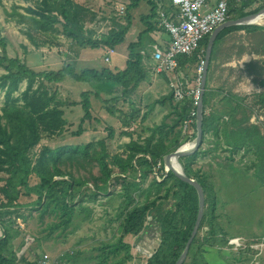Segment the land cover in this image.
Wrapping results in <instances>:
<instances>
[{"label": "trees", "instance_id": "trees-1", "mask_svg": "<svg viewBox=\"0 0 264 264\" xmlns=\"http://www.w3.org/2000/svg\"><path fill=\"white\" fill-rule=\"evenodd\" d=\"M36 5L28 6L27 11L16 12L15 20L25 24L23 29L31 38L32 30L42 33L55 31L56 25L60 24L62 32L76 45L80 47L99 48L105 46L114 48L124 41L126 32L131 23L132 17L125 14V23L114 22V26L107 33L95 37L92 30L84 29L83 19L88 9L77 3L75 0H35ZM258 0H230V17L238 18L250 13L257 12L264 6V0H259V5L252 7ZM139 0H133L130 7L138 4ZM152 5V13L145 18L153 17L156 5L153 0H148ZM143 18V17H142ZM245 30L256 40V49L264 57V25L259 24H239L223 28L216 37L211 52V61L217 58L220 52L221 42L227 35L234 31ZM147 30L140 32L136 41L128 45V56L123 69L120 68H85L77 72L75 65L64 63L60 69H47L37 71L30 67L19 57H12L7 51V39L0 32V66L5 72L0 75V88L5 91L4 105L0 113V172L6 175L2 177L4 183L0 187L3 201L0 202V226L3 229V236L0 237V264H19L16 250L13 246L19 233L14 228L16 218L13 215L24 207L19 202L22 193H35L37 198L34 201L36 209L41 214H54L57 221L50 223L49 232L58 229H65L70 224L75 206V199L82 191V187L87 185L86 180L74 176L71 172H66L60 167V160L64 152L69 150L75 152L78 147L51 148L43 146L41 150L32 154L34 147L40 142L44 134L53 135L60 132L67 123L65 118L63 101L57 97V91L51 90L50 83H59L70 77L76 81L95 82V90H85L81 92V99L73 101V104H81L84 110L83 120L92 117V96L102 99L105 102L106 110L117 116L127 127L133 121L140 118V110L133 108L131 111H124L116 106L120 96L116 95L115 88L121 89V96L125 99L131 95L137 87L146 79L147 70L144 64L143 36ZM210 34L206 35L200 42V48H207ZM245 47L241 45L238 53L242 55ZM197 52L192 56H181V64H198ZM150 56V55H148ZM205 57V55H204ZM187 62V63H186ZM254 67L249 63L248 67ZM182 67V66H181ZM26 81V87L18 95H14L20 89L21 82ZM264 85V75L262 79ZM209 93V94H208ZM107 94V95H106ZM210 91L205 88L203 96V140L205 133H220L232 145L231 149L246 148L255 146L258 161L256 163V174L264 178V141L260 146L258 125L244 124L242 120H236L238 107H243L240 102L234 106L230 112L229 122L221 121L217 112H207L209 107ZM208 95V97H207ZM259 101L264 105V92L260 93ZM171 104V111L163 117L161 123L153 126H146L143 131H148L143 139L131 138L125 143L126 155H114L112 162L119 168L116 174L109 166L106 159L105 147L100 149L98 154L99 164L102 174L97 178L101 184L95 181L94 188L98 193L108 191L109 185L119 183L122 185L121 195H123V219L120 223V235L115 241L105 242L98 245L96 261L93 264H126L132 260L131 244L126 242V235H138L147 226L148 217L156 222L161 232V241L155 252L146 259L145 264H174L183 251L195 224L198 214V193L194 185L182 180L172 170L165 171L164 156L182 145L183 120L188 116L190 109L194 106L190 98L180 102H173L171 92L157 98L153 103L148 104V109L142 114L140 121L143 122L150 114L155 104ZM133 107H135L133 105ZM171 117L170 121L167 118ZM195 132L192 140L196 136V121L193 123ZM81 126L77 134H81ZM257 136V140L255 139ZM264 138V137H263ZM104 146V141H100ZM89 143L85 150L92 146ZM206 153L201 147L194 153L181 156L179 158L185 172L192 178L198 180L205 194V209L199 227L202 230L206 227L204 241H218V234L223 230L219 225L217 211V194L213 182L209 178L207 171L201 167H194L199 154ZM133 171L136 176L130 177L127 174ZM136 171V172H135ZM154 171L162 177L153 176L146 188V200L142 203L136 202L134 192H137L150 174ZM35 174L39 182L34 185L29 184L30 177ZM59 177V178H58ZM154 193L152 197L149 195ZM78 198V197H77ZM80 200V199H79ZM172 200L170 206L166 205ZM165 203V204H164ZM165 205V206H163ZM226 242V240H223ZM200 244L199 231L194 237L188 254L194 246ZM201 244L196 248L192 264L198 263ZM198 252V254H197ZM21 264H33L28 261ZM182 264H188L185 260Z\"/></svg>", "mask_w": 264, "mask_h": 264}, {"label": "rangeland", "instance_id": "rangeland-1", "mask_svg": "<svg viewBox=\"0 0 264 264\" xmlns=\"http://www.w3.org/2000/svg\"><path fill=\"white\" fill-rule=\"evenodd\" d=\"M75 1L88 9L83 19L84 29L92 30L96 34L95 37H99L111 29L113 22L110 21L108 15L113 13L117 17L120 13L117 5L119 0ZM123 1L125 2L123 5L127 6V10H129L133 0ZM34 5H36L35 0H0V32L7 39V51L10 56L21 58L37 71L57 70L68 62L75 65L77 72L85 68L115 69L121 64H126L128 44L133 41V34H128L126 39L115 47V52L110 54L109 61L105 60L108 47H80L62 32L60 24L56 25L55 31L49 33L33 29L31 31L33 37L30 38L23 30L26 27L25 24L17 22L14 17L17 16L16 12L24 13L28 6ZM257 5H259V0L252 7ZM211 7L207 3V7L204 6L202 12ZM139 8L142 10L141 13L148 10L145 0L140 3ZM133 12L140 16L135 8ZM119 15H121V20L126 16L125 13ZM255 43L254 37L245 30L234 31L227 35L221 42L219 56L211 61L206 85L207 90L211 92L208 106L219 107V115L224 112L228 114V119L223 117L224 114L221 115V121L229 122L231 110L237 108L229 106L240 102L243 107H238L235 118L236 120L248 118L246 121L242 120L244 124L260 127L259 141L262 146L264 141V105L259 101V95L264 92L262 84L264 57L254 49ZM241 45L246 48L242 55L238 53ZM146 58L147 64L150 65V57ZM249 63L251 65L253 63L254 67H248ZM146 67H150L149 70L154 72L151 65ZM192 68L189 72L192 76H188L190 81H194L198 76V64L192 65ZM4 72L5 69L0 66V75ZM94 83L76 81L67 77L62 82L48 84L51 90L57 91V97L63 101L62 108L67 123L58 133L44 134L34 147L32 154L38 153L43 146L51 148L78 147L75 152L65 151L59 164L62 170L86 180L87 185L82 187V191L74 201V213L68 227L55 230L52 233L49 232V225L57 221V217L51 213H45L41 217L34 204L37 195L35 193L27 195L25 189L21 188L19 202L24 207L13 215L15 218L20 215L14 224L19 235L13 243L17 259L20 262L25 260L37 264L41 256L47 253L52 259H57L55 264H93L97 259V253H99L98 245L115 241L121 233L120 223L123 219L124 197L121 195L122 185L113 183L109 185L107 192L96 193L95 181L98 184L102 183L100 179H97L102 174L97 153L105 147L108 164L116 174L119 172V168L112 162L114 155H126L125 143L131 138L143 139L148 131H143L145 128L139 120L133 121L131 126L126 127L117 116L106 110L105 102L95 96L91 98L92 117L83 120L82 105L72 102H79L82 91L95 90ZM26 84V81L21 82L20 89L14 95H18L24 90ZM162 85L164 87L157 92L138 96L140 100H134L135 104H139L137 107H146L147 104L153 103L157 98L170 92L168 80L167 83L162 81ZM115 92L120 96L116 106L126 112L130 111L129 107H133V104L129 103L128 98L124 99L121 96L119 87L115 88ZM4 100L5 91L0 88V113ZM154 107H171V104L168 102L164 105L158 103ZM169 109L171 111V108H168V111ZM162 118H158L157 121L161 123ZM170 119L171 117H168L167 121ZM80 126L81 134H77ZM182 126V132L187 131L184 125ZM182 137L186 139L184 133ZM205 138L209 140L202 144V149L206 150V153L197 156L194 167H201L207 171L214 184L217 194L216 213L219 225L223 230L218 234V241L209 242L204 241L206 227L199 230L202 247L200 254L197 252L198 263L196 264H264V178L258 176L257 171L255 172L259 158L256 147L250 146L233 151L231 150L232 145L221 133L215 135L208 131ZM256 138L257 136H255ZM100 141H104L105 145L103 146ZM187 141L184 140L182 145ZM89 143H93V145L85 150ZM5 175L0 172V187L4 183L2 177ZM127 175L136 176L133 171ZM155 175L156 177L158 175L156 171L141 183V188L137 192H134L137 203L146 200V188ZM37 182H39V178L33 174L29 179V184L34 185ZM153 195L154 193H151L149 198ZM1 201H3V196L0 192ZM172 203L170 200L166 205L170 206ZM146 224V228L138 235L129 234L124 238L131 244L133 255L132 260L126 264H145L146 259L158 248L161 241L159 226L152 221L151 217H148ZM234 238H237L238 241L233 244ZM147 242L154 243L152 250ZM200 244L194 246L187 255L185 260L188 264H192L196 248ZM21 257L23 258L21 259Z\"/></svg>", "mask_w": 264, "mask_h": 264}, {"label": "built area", "instance_id": "built-area-1", "mask_svg": "<svg viewBox=\"0 0 264 264\" xmlns=\"http://www.w3.org/2000/svg\"><path fill=\"white\" fill-rule=\"evenodd\" d=\"M230 0H218L209 10L202 12L207 7V0H170L175 11L169 13L160 3L158 9V25L161 26L170 36V41L165 47L154 45L151 56V69L157 73H163L168 77L170 92L173 95V102H180L186 98L193 101V107L188 116L183 120L182 125L187 131L184 135L190 137L186 144L191 143V136L195 132L193 123L197 117V105L202 93V70L204 65L205 49L200 48L202 39L210 34L217 26L224 23L230 17ZM126 8L121 6L119 11L125 13ZM114 48H108L105 60H110V54ZM197 52L198 76L194 81L180 70L179 59L181 56H192ZM181 125V127H183ZM183 130V129H182ZM158 179L159 176L157 175ZM235 239V238H234ZM232 240V243H237ZM57 259H52L45 253L38 260L37 264H55Z\"/></svg>", "mask_w": 264, "mask_h": 264}, {"label": "crops", "instance_id": "crops-1", "mask_svg": "<svg viewBox=\"0 0 264 264\" xmlns=\"http://www.w3.org/2000/svg\"><path fill=\"white\" fill-rule=\"evenodd\" d=\"M142 1L143 0H139L138 4L134 7L128 6L129 10H127V6L123 5V4H125V2L123 0L117 1L119 3V4L117 3V5H118V10L120 9L121 6H125V8H126L125 14L129 13V15H131V17H132L131 23H130L129 28L126 32L124 40L126 39L128 34H133L132 39H133V41H136L138 39L139 33L147 30V33L143 36V49L141 50V53H143V55H144V64L145 65L147 64V58L146 57H150L149 61H150V65H151V62H152L151 56H152V51H153L154 45H158L160 47H165L166 45H168V43L170 41L169 34L161 26L158 25V9L160 8V3L169 13L174 12L175 9H174V7H172L170 0H153V2L156 5V9L154 10L155 14L153 17H150L148 19L145 17H146V15H149L152 13V7L154 5L150 4L148 2V0H145V2L148 4V10L141 13L140 11H142V10H141V8H139V5H140V3H142ZM217 2H218V0H207V3L210 4V6H212V7ZM134 8L137 10V12L140 14V16L133 12ZM119 14L117 15V17L113 13L108 15L110 17V21L113 22L112 27L114 26L115 21L121 22V23L126 22L125 17L123 20H121V15H119ZM140 25H141V27H140ZM95 35L96 34H94V36ZM148 52H150V53L148 54ZM148 55H150V56H148ZM189 63L185 64V66L182 64H181L182 67L180 66V70L186 75L187 78H188V76H190V77L192 76L191 74H189V72L193 69L192 65ZM150 65L147 64L146 66L149 67ZM124 67H125V65L121 64L120 66H117L116 68L123 69ZM149 68L146 67V70H147L146 79L137 87V89L134 91V93L131 95V98L129 99V103H131L135 106V107H129V110L131 111L133 108L140 110V118H141L142 114L148 109V107H137V106H139V104H135L134 100H136V101L140 100V98L138 96H140V95L144 96L145 93L157 92V91L161 90V88L164 87L162 85V81L167 83V80H168V78L165 74H163V73L157 74L155 72L150 71ZM166 86L168 87V85H166ZM168 108L172 109V107H154L151 110L148 117L142 122L143 126L146 127V126H153L155 124H158L160 122V121H157L158 118H160V117L162 118V116L164 117L166 114L169 113L170 109L168 111ZM207 108L214 111V112L219 113V107H207ZM92 110H93V107H92ZM223 114H221V115H223V117L225 119H228V114L226 112H224ZM140 118H138L139 121H140ZM205 135H206V133H205ZM204 142L207 143V142H209V140H207V138H205L203 143ZM1 230H2V233H1ZM1 236H3V229L0 226V237ZM22 258L23 257H21V259ZM18 263L21 264L22 261L21 262L18 261Z\"/></svg>", "mask_w": 264, "mask_h": 264}, {"label": "water", "instance_id": "water-1", "mask_svg": "<svg viewBox=\"0 0 264 264\" xmlns=\"http://www.w3.org/2000/svg\"><path fill=\"white\" fill-rule=\"evenodd\" d=\"M257 18H262L264 19V6L258 10L257 12L250 13L238 18H232V19H227L224 23L220 24L217 26L209 36V41L207 44V48L205 51V58H204V65H203V70H202V81H201V86H202V93L199 97V102L197 105V117H196V136L192 140V145L188 147V144H183L179 146L176 150L166 154L164 156V164H165V171L172 170L178 177H180L182 180L189 182L190 184L194 185V187L197 190L198 193V214L197 218L195 221V224L193 226L191 235L181 252L180 256L176 260L174 264H182L187 255L188 251L190 248V245L196 236V234L199 231V227L203 218L204 214V209H205V194L203 191V188L201 184L198 182L197 179L190 177L184 170V167L182 163L180 162L179 158L181 156L189 155L194 153L196 150H198L201 145L203 144V113H204V104H203V96L206 88V83H207V74H208V68H209V63H210V58H211V52L214 46V42L216 40L217 35L219 32L228 26L232 25H239V24H259L254 21V19ZM259 25H264V24H259ZM175 162V165H174ZM178 166H177V165Z\"/></svg>", "mask_w": 264, "mask_h": 264}, {"label": "bare ground", "instance_id": "bare-ground-1", "mask_svg": "<svg viewBox=\"0 0 264 264\" xmlns=\"http://www.w3.org/2000/svg\"><path fill=\"white\" fill-rule=\"evenodd\" d=\"M254 21L256 22V23H259V24H264V19H262V18H257V19H254ZM190 145H192V143H189L188 144V147L190 146ZM174 165H175V162H174ZM177 165V164H176ZM178 166V165H177ZM148 237V236H147ZM151 240V239H150ZM146 241V240H145ZM147 244H148V246L151 248V250H152V248H153V242H147ZM159 244V243H158Z\"/></svg>", "mask_w": 264, "mask_h": 264}]
</instances>
